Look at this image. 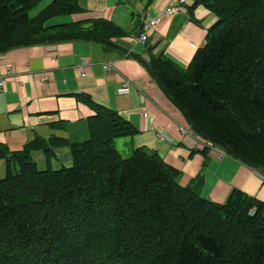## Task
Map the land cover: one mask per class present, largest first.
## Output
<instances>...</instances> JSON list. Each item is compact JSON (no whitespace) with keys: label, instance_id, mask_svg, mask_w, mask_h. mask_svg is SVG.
I'll list each match as a JSON object with an SVG mask.
<instances>
[{"label":"trees","instance_id":"trees-1","mask_svg":"<svg viewBox=\"0 0 264 264\" xmlns=\"http://www.w3.org/2000/svg\"><path fill=\"white\" fill-rule=\"evenodd\" d=\"M38 1L0 0V53L73 40L117 47L121 29L110 20L48 23L83 10L79 0H52L30 16ZM196 5L217 20L186 67L132 56L203 141L264 172V0H194L188 11ZM78 97L94 114L88 138L63 141L70 165L52 168L40 139L14 151L0 144V264H264V201L237 188L222 203L206 199L200 178L181 185L180 171L148 148L123 157L114 140L137 129Z\"/></svg>","mask_w":264,"mask_h":264},{"label":"crops","instance_id":"crops-1","mask_svg":"<svg viewBox=\"0 0 264 264\" xmlns=\"http://www.w3.org/2000/svg\"><path fill=\"white\" fill-rule=\"evenodd\" d=\"M193 2L188 0L184 11L161 17L143 43L138 40L143 21L174 5L173 0H79L83 10L55 16L54 24L81 22L88 26L93 19L110 20L121 29L112 37L117 47L73 40L0 53V59L11 64L10 70L0 67V144L14 151L40 139L53 151L52 168L59 167H54V162L70 165L63 141L88 138L87 120L94 114L93 108L78 97L81 94L131 122L138 132L121 137L128 139L127 146L131 151L138 147L156 151L165 163L180 171L181 185L200 178V195L219 203L234 188L264 201V172L228 153L218 157L221 147H211L193 132L184 115L132 56L148 61L163 54L186 67L204 47L208 29L217 20L203 5L189 12ZM82 62L86 65L84 76L79 70ZM107 63L109 69L103 67ZM126 80L128 87L123 86ZM182 126L190 130L184 136L179 131ZM32 155L37 163L47 164L42 151ZM6 171V161L0 157V178Z\"/></svg>","mask_w":264,"mask_h":264},{"label":"built area","instance_id":"built-area-1","mask_svg":"<svg viewBox=\"0 0 264 264\" xmlns=\"http://www.w3.org/2000/svg\"><path fill=\"white\" fill-rule=\"evenodd\" d=\"M174 1V5H169V6H166L165 8H163L162 10H160V12L158 13L157 16L155 17H151V18H148L147 20H144L143 23H142V29L138 35V40L141 41V42H146L147 40V36H148V33L157 25L159 19L161 17H170L172 15H174L175 13L179 12L181 9L184 11V6L186 5L187 1L188 0H173ZM85 63L82 62L80 65H79V70H80V75L81 76H84L85 75ZM0 67H4L6 68L7 70H10L11 68V64L9 62H6L2 59H0ZM105 69H109L110 68V64L107 63L103 66ZM3 84V79H0V85ZM130 84V82L128 80H126L123 84L124 87H128ZM143 116H146V112H143L142 114ZM179 131H180V134L181 135H186L189 133V128L188 127H185V126H182L179 128ZM208 145H211V147H214L215 149H217V147H215L214 145H212L211 143H208ZM218 151V157H222L224 156L226 153L224 150H221V149H217ZM254 211L251 210V213H253Z\"/></svg>","mask_w":264,"mask_h":264},{"label":"rangeland","instance_id":"rangeland-1","mask_svg":"<svg viewBox=\"0 0 264 264\" xmlns=\"http://www.w3.org/2000/svg\"><path fill=\"white\" fill-rule=\"evenodd\" d=\"M50 1L52 0H39L37 3H35L30 9H29V15L30 16H34L36 15L42 8H44L48 3H50ZM55 18V17H54ZM59 18V17H56ZM48 23H55L54 19H50L48 20ZM128 139L126 138H116L114 140V144L116 149L119 151V153L123 156V157H129L133 150L131 151V149L127 146V141ZM62 159V157H61ZM54 167H58L60 166V164H57L56 162H54ZM38 167L39 169H45L46 165L42 164L41 162H38Z\"/></svg>","mask_w":264,"mask_h":264}]
</instances>
